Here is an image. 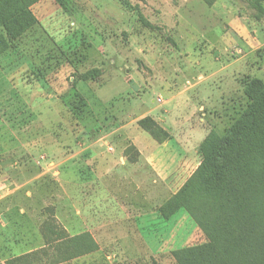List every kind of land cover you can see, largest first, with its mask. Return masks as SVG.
Instances as JSON below:
<instances>
[{
	"label": "rangeland",
	"instance_id": "1",
	"mask_svg": "<svg viewBox=\"0 0 264 264\" xmlns=\"http://www.w3.org/2000/svg\"><path fill=\"white\" fill-rule=\"evenodd\" d=\"M251 3L32 8L39 24L0 56V264H176L173 251L206 242L184 210L159 209L210 131L245 110L246 83H264Z\"/></svg>",
	"mask_w": 264,
	"mask_h": 264
},
{
	"label": "trees",
	"instance_id": "2",
	"mask_svg": "<svg viewBox=\"0 0 264 264\" xmlns=\"http://www.w3.org/2000/svg\"><path fill=\"white\" fill-rule=\"evenodd\" d=\"M41 1L0 0V56L39 24L32 8ZM203 1L212 6L217 0ZM251 2L256 18H264L261 2ZM101 75L93 68L80 80ZM244 96L239 118L224 135L210 131L198 149L200 165L159 209L164 220L184 210L206 238L173 251L176 264H264V83L249 81ZM147 124L149 119L140 121Z\"/></svg>",
	"mask_w": 264,
	"mask_h": 264
},
{
	"label": "crops",
	"instance_id": "3",
	"mask_svg": "<svg viewBox=\"0 0 264 264\" xmlns=\"http://www.w3.org/2000/svg\"><path fill=\"white\" fill-rule=\"evenodd\" d=\"M142 158H145L146 160H150V158L149 157H147L144 153H142ZM153 159V158H152ZM165 159H167V158H165ZM146 164V163H145ZM146 166H147V164H146ZM178 166H181L179 163H178ZM155 167V166H154Z\"/></svg>",
	"mask_w": 264,
	"mask_h": 264
}]
</instances>
